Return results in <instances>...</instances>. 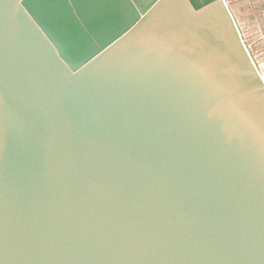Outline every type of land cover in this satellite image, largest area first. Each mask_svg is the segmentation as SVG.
<instances>
[{"label": "water", "instance_id": "95a60500", "mask_svg": "<svg viewBox=\"0 0 264 264\" xmlns=\"http://www.w3.org/2000/svg\"><path fill=\"white\" fill-rule=\"evenodd\" d=\"M225 0H0V264H264V84Z\"/></svg>", "mask_w": 264, "mask_h": 264}, {"label": "rangeland", "instance_id": "374dc122", "mask_svg": "<svg viewBox=\"0 0 264 264\" xmlns=\"http://www.w3.org/2000/svg\"><path fill=\"white\" fill-rule=\"evenodd\" d=\"M224 4L233 14L248 49L264 65V0H225Z\"/></svg>", "mask_w": 264, "mask_h": 264}, {"label": "built area", "instance_id": "2783aa9c", "mask_svg": "<svg viewBox=\"0 0 264 264\" xmlns=\"http://www.w3.org/2000/svg\"><path fill=\"white\" fill-rule=\"evenodd\" d=\"M250 53V52H249ZM251 55V54H250ZM251 57H252V55H251ZM257 57V56H256ZM252 60H253V62H254V64H255V66H256V68H257V71H258V73H259V75H260V78H261V80H262V82H263V84H264V65H261L260 64V62H259V59H258V63L256 62L257 60H254L253 59V57H252Z\"/></svg>", "mask_w": 264, "mask_h": 264}, {"label": "bare ground", "instance_id": "6f19581e", "mask_svg": "<svg viewBox=\"0 0 264 264\" xmlns=\"http://www.w3.org/2000/svg\"><path fill=\"white\" fill-rule=\"evenodd\" d=\"M239 31H240V33H241V30L239 29ZM241 36H242V33H241ZM242 38H243V36H242ZM243 41H244V43H245V40H244V38H243ZM246 45V44H245ZM246 47H247V45H246ZM247 49H248V47H247ZM248 51L250 52V50L248 49ZM251 53V52H250ZM251 55H252V57H253V59L254 60H256L257 58H254V56H253V54L251 53ZM257 63H258V60L256 61Z\"/></svg>", "mask_w": 264, "mask_h": 264}]
</instances>
